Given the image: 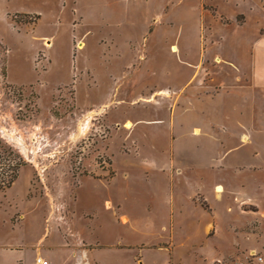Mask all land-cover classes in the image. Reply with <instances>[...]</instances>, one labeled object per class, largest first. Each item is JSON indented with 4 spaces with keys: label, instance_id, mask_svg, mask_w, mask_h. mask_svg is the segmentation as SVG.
Masks as SVG:
<instances>
[{
    "label": "rangeland",
    "instance_id": "1",
    "mask_svg": "<svg viewBox=\"0 0 264 264\" xmlns=\"http://www.w3.org/2000/svg\"><path fill=\"white\" fill-rule=\"evenodd\" d=\"M247 1L0 0V264H264Z\"/></svg>",
    "mask_w": 264,
    "mask_h": 264
},
{
    "label": "crops",
    "instance_id": "2",
    "mask_svg": "<svg viewBox=\"0 0 264 264\" xmlns=\"http://www.w3.org/2000/svg\"><path fill=\"white\" fill-rule=\"evenodd\" d=\"M209 3L215 7L219 14L224 15V10L219 8L220 5L218 3L215 1H209ZM237 9L238 5H235L232 9L234 13H231V15L225 14L226 16L224 15L223 17L233 19ZM239 11L245 13V22L239 28L240 31L237 30V35H235L233 33L235 30H228L230 26L224 24L228 28H219L214 31L220 42L216 43L215 47L227 53L232 50H237L238 52H256L258 66H256V70L253 72V76L249 78L250 81L248 83H250L253 94L257 91L260 93V98H262L264 97V8H260L259 6L256 7L251 2L247 1L246 7L241 8ZM220 35L223 36L220 38ZM256 35L262 39H259L258 43L254 44V37H256ZM237 36L241 37L236 38ZM235 39H237V41H235ZM225 63L229 64L230 62L225 60ZM250 69L253 71L251 66Z\"/></svg>",
    "mask_w": 264,
    "mask_h": 264
},
{
    "label": "trees",
    "instance_id": "3",
    "mask_svg": "<svg viewBox=\"0 0 264 264\" xmlns=\"http://www.w3.org/2000/svg\"><path fill=\"white\" fill-rule=\"evenodd\" d=\"M24 165L20 155L11 147H0V192L8 189L16 180Z\"/></svg>",
    "mask_w": 264,
    "mask_h": 264
},
{
    "label": "bare ground",
    "instance_id": "4",
    "mask_svg": "<svg viewBox=\"0 0 264 264\" xmlns=\"http://www.w3.org/2000/svg\"><path fill=\"white\" fill-rule=\"evenodd\" d=\"M172 52H175V50L173 49V47L171 48ZM221 189V188H220ZM216 191V190H215ZM220 190L217 189V192H219Z\"/></svg>",
    "mask_w": 264,
    "mask_h": 264
},
{
    "label": "built area",
    "instance_id": "5",
    "mask_svg": "<svg viewBox=\"0 0 264 264\" xmlns=\"http://www.w3.org/2000/svg\"><path fill=\"white\" fill-rule=\"evenodd\" d=\"M257 259H258V261H260L261 260V257H258Z\"/></svg>",
    "mask_w": 264,
    "mask_h": 264
}]
</instances>
